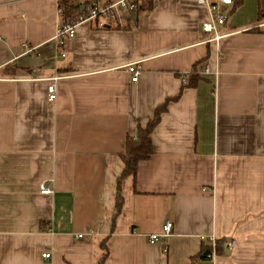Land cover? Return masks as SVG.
<instances>
[{"label":"crops","instance_id":"crops-1","mask_svg":"<svg viewBox=\"0 0 264 264\" xmlns=\"http://www.w3.org/2000/svg\"><path fill=\"white\" fill-rule=\"evenodd\" d=\"M60 1L0 0V264H98L106 238L104 264H208L209 238L224 241L214 264H264V0H235L219 44L196 0H140L57 46L74 20ZM198 61L208 72L182 89ZM165 103L114 219L126 137Z\"/></svg>","mask_w":264,"mask_h":264},{"label":"built area","instance_id":"built-area-1","mask_svg":"<svg viewBox=\"0 0 264 264\" xmlns=\"http://www.w3.org/2000/svg\"><path fill=\"white\" fill-rule=\"evenodd\" d=\"M140 0H119L114 3H108L102 6L97 5H85L80 8L81 14L74 20H65L58 24L55 38L57 40V46H61L63 40L67 37L73 36L75 29L79 23H82L86 20L96 19L99 16H108L112 8L117 5L122 9L134 10ZM199 5H202L207 10L206 18L201 21L200 29L204 33L209 35L208 42H214L219 44L224 37H226V31L222 30V26L225 25L228 19V7L232 6L235 0H196ZM59 12H62V9L59 8ZM26 51L31 53L34 51L33 47L25 45ZM64 56V53H61ZM127 72L131 74V81L135 82L138 79V76L141 72V64L139 62H132L125 66ZM202 71L204 73L208 72V64H202ZM61 75L56 73L53 76L47 79V98L49 101H54L57 96V82L59 81ZM40 193L44 195H49L52 193L51 189L46 185L40 186ZM172 231V223L167 221L162 227L163 237H168ZM81 238V236H79ZM157 235H151L150 240H157ZM210 247V253L206 259L208 264H214L216 253V239L209 238L206 239ZM231 246V243H228V247ZM51 256L50 253L42 254L43 259H49Z\"/></svg>","mask_w":264,"mask_h":264},{"label":"trees","instance_id":"trees-1","mask_svg":"<svg viewBox=\"0 0 264 264\" xmlns=\"http://www.w3.org/2000/svg\"><path fill=\"white\" fill-rule=\"evenodd\" d=\"M59 6H61L63 11V16L70 19L77 18L81 13H76V10L71 4L70 0H61L59 2ZM76 13V14H75ZM97 19V18H96ZM203 61H198L193 64V67L189 73L188 79L186 83L182 86L184 87H194L197 84V81L200 79L199 76V68ZM181 89V90H182ZM179 96H176L178 98ZM166 103L154 111L153 118L147 123L145 127H141L140 124L137 125L136 133L134 135H128L125 141V149L120 154V158L123 162L124 168L122 174L118 177L116 181V197H115V214L113 218L115 219L122 208L123 197L121 195L122 183L128 178L132 177L135 182L137 165L141 160L148 159L152 153V142H151V132L155 125L159 122L161 113L165 110ZM113 219L112 229H114L115 220ZM108 238L104 240L106 242ZM101 243L103 250L105 251L104 255L99 259L98 264H104L107 259L108 250L105 246V243ZM224 241H217L215 253L218 255L220 253V249L223 246ZM210 253V247L208 242L205 241L202 244L200 252L195 257L196 260L206 261L208 254Z\"/></svg>","mask_w":264,"mask_h":264}]
</instances>
